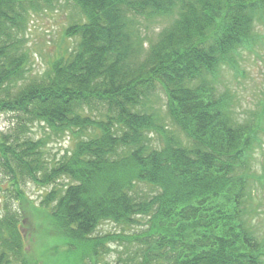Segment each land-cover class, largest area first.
<instances>
[{"label": "trees", "instance_id": "trees-1", "mask_svg": "<svg viewBox=\"0 0 264 264\" xmlns=\"http://www.w3.org/2000/svg\"><path fill=\"white\" fill-rule=\"evenodd\" d=\"M56 1L0 0V111L18 119L0 132V174L23 206L0 212V264H28L24 203L83 264H264V98L239 113L217 84L264 44V0H69L78 42L34 75L27 24ZM36 123L51 133L32 137ZM67 132L74 146L50 158V135ZM27 179L52 185L39 204ZM104 221L140 229L94 237ZM109 238L131 255L103 260Z\"/></svg>", "mask_w": 264, "mask_h": 264}, {"label": "rangeland", "instance_id": "rangeland-1", "mask_svg": "<svg viewBox=\"0 0 264 264\" xmlns=\"http://www.w3.org/2000/svg\"><path fill=\"white\" fill-rule=\"evenodd\" d=\"M84 19L81 11L72 1H56L51 8L43 9L31 14L27 24L26 39L32 53L31 72L34 75L44 74L51 66L54 60L65 53L66 50L76 46L77 37H68L65 35L66 28L78 21ZM159 24L155 23L152 28L158 29ZM260 30L264 33V25H260ZM264 36V35H263ZM264 38V37H263ZM264 41V39H263ZM258 53H252L244 50L239 57L240 72H235L231 67H224L220 72L217 84L220 89H234L239 97L238 112L245 113L247 110H255L260 107L259 100L264 98V44L257 48ZM161 104L164 101L161 93ZM163 106V105H162ZM18 119L11 112L0 111V132H10L17 126ZM32 137L38 138L51 133L50 129L38 123L33 124L27 131ZM47 142L46 152L50 158L59 157L74 146L72 135L67 132L59 137L50 135ZM258 152L255 162L256 171L261 173L264 168V148ZM0 212L4 209V204L9 207L20 210L23 213L22 203L14 196L15 191L9 189V178L5 172L0 174ZM257 185V192L254 201L260 206L261 215L264 217V178ZM22 189L27 193L29 199L39 204L43 197L51 190L52 185L39 186L33 181L27 179L22 181ZM262 198V199H261ZM28 218H22V231L25 236V252L28 258V264H83L82 257L75 249L60 236L52 232L49 228L54 225L49 221L46 214L37 216L36 210L28 203H24ZM4 211V210H3ZM264 220V219H263ZM262 232H264V222ZM49 229V230H48ZM139 227H123L112 221H104L95 231L94 237L107 236L109 234L123 233L125 236L139 231ZM118 234V235H120ZM264 235V233H262ZM105 236V237H106ZM129 242L124 239H112L105 243L111 247V251L105 252L102 249L103 260L112 263L118 260L119 255L127 257L131 252L124 247Z\"/></svg>", "mask_w": 264, "mask_h": 264}]
</instances>
